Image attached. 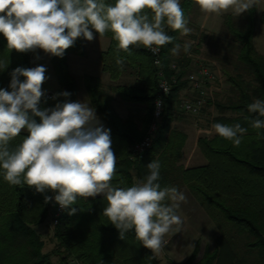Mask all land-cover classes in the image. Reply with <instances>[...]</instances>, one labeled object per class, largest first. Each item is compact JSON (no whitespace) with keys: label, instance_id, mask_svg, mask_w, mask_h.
<instances>
[{"label":"trees","instance_id":"1","mask_svg":"<svg viewBox=\"0 0 264 264\" xmlns=\"http://www.w3.org/2000/svg\"><path fill=\"white\" fill-rule=\"evenodd\" d=\"M105 2L112 4L115 0H105ZM193 2L194 0H180L186 19ZM145 11L151 15L150 10ZM227 16L229 20L224 22L227 31L239 44L236 64L245 68L247 74L251 75L252 83L243 78L229 77V83L234 87L236 96L228 102L212 103L218 115L213 117L211 122L229 126L240 124L247 129V132L243 134L242 142L238 147L218 134L210 139L200 140L202 151L208 157L206 164L186 169L173 165L175 156L172 153L174 152L172 142L177 136H182L170 129L173 104L179 91L186 86L183 77L190 63L187 53L175 58L172 51L175 45H180V31H173L167 27L165 29L172 37V42L160 48L161 68L166 76H175L177 83L165 99L160 126L151 146L140 161L130 160L129 153L132 144L138 141L146 130L151 119L154 99L158 93L157 68L153 64L152 55L145 48L137 46H130L131 54L118 50L112 33L107 32L104 35L109 38L110 43L108 49L100 55L103 70L115 80L127 65L135 69L140 78L141 83L134 87L124 85L116 87L118 95L123 100L145 106L142 127L140 130H133L131 137H123L121 134V130L127 131L128 121L120 119L109 101L103 100L98 81L88 77L85 86L92 106L106 123L107 129L125 141V148L119 155V164H122V169H119V179L122 180L124 187L134 184L132 169L135 170L137 179L142 180L148 174L147 165L151 161H159L161 169L158 183L161 188L178 189V186L185 185L226 224L246 234L245 247L249 252L255 253L257 264H264V128L252 127L255 119H264V117H259L258 113L248 110V105L254 100H264V57L256 52L252 43L256 22L259 21L264 26V8L259 16L255 7L240 16L233 14ZM200 34L201 37L208 36L203 32ZM209 36L208 38L218 42L219 37ZM194 38L199 43V39ZM81 40L82 38H78L72 47L65 50L63 57L49 55L57 81L62 89L70 93L67 97L70 101H76V85L67 71L66 54L82 53ZM189 50L188 48L187 51ZM117 59L122 60L123 64L118 65ZM175 62L178 66L172 70L170 66ZM28 64V54L10 51L6 39L0 34V89H3L4 81L9 80L14 69L29 68ZM23 79L20 77L21 82ZM40 108H50V106L41 99ZM227 112L231 115H224ZM26 135L27 131L23 130L10 142L9 147L14 149ZM180 139L178 150L182 142V138ZM51 193H37L27 185H9L3 178V170L0 169V264H68L67 260L70 257L78 259L82 264H159L151 250L145 248L136 239L133 231L127 232L124 239H120L118 230L109 219L98 213L99 208L93 202L79 197L75 205L64 210L57 226L53 229L55 244L51 253H43L44 242L34 227L44 221L50 203H45L44 196H51ZM258 199L259 205H256L253 200ZM171 202L166 201V203ZM72 207L78 210L75 214L69 215ZM214 242L215 246L212 249L205 246L202 255L197 259L199 244L196 241L189 256L181 264H219L224 246L219 237H215ZM51 255L57 256L55 262L51 261ZM228 264L242 263L231 260Z\"/></svg>","mask_w":264,"mask_h":264},{"label":"clouds","instance_id":"2","mask_svg":"<svg viewBox=\"0 0 264 264\" xmlns=\"http://www.w3.org/2000/svg\"><path fill=\"white\" fill-rule=\"evenodd\" d=\"M195 2L207 15L231 10L240 16L259 0ZM166 27L183 35L191 32L180 0H115L112 4L105 0H0V34L10 51L20 53L39 49L63 57L78 38L92 41L94 34L111 32L118 50L131 54L130 46H137L155 55L172 42ZM180 47L175 45L173 53L178 54ZM189 47L186 43L184 50ZM116 62L123 64L120 59ZM45 73L44 66L17 67L11 73V90L0 89V169L4 180L12 186L27 185L37 193H54L61 209L75 205L78 197L103 196L107 201L103 215L118 230L120 239L134 231L145 248L158 254L167 243L164 237L173 226L178 232L183 223L177 209L185 196L175 187L161 188L159 161H151L148 174L132 186H113L117 155L110 130L100 124L89 104L68 100L66 91L53 96L64 97L63 102L41 109L43 84L48 79ZM162 88L167 93L168 89ZM161 103L157 101V106ZM248 110L264 117V100H254ZM252 127L264 128V119H255ZM23 130L27 135L11 149L10 142ZM213 131L238 147L247 129L240 124L214 123L207 134ZM52 200V196H44L45 203ZM77 210L72 207L69 215Z\"/></svg>","mask_w":264,"mask_h":264},{"label":"rangeland","instance_id":"3","mask_svg":"<svg viewBox=\"0 0 264 264\" xmlns=\"http://www.w3.org/2000/svg\"><path fill=\"white\" fill-rule=\"evenodd\" d=\"M263 8L264 0H259L258 4L255 6L257 16L260 15ZM227 15L229 14H223L221 16L218 31L214 35H212L219 37L218 42L208 38L210 37V34H207L208 36L206 35L207 37L205 38L201 37V34L199 33V35L197 36V39H199V43L194 40V43L191 42L189 44V51L192 53V55L189 56L191 60L186 68V74H190L197 68L200 63H203L204 65H208L211 69L215 70L217 75V78L215 80L209 82V85L212 86V88L209 89L208 92H205L202 108L198 113L194 114L184 110L181 107L180 101L194 100L196 97V95L190 92V90L188 89L187 83L186 86L179 91L176 99V101L179 102L178 112L180 113V115L184 117L185 120L188 121L191 125H196L195 131L190 133V143H194L196 136H198L197 146L199 148V159L194 163L198 162L199 164L202 163V165L208 163V157L202 151V144L200 140L204 138L210 139L216 134L214 131L211 135L207 134L208 131L212 129V118L218 115L217 110L212 103L228 102L230 99L235 98L236 91L234 87L229 83V77H235V79L243 78L245 81L252 83L251 75L247 74L245 68L236 64V56L238 53L239 44L233 40V38L227 31L228 29L226 27V23H224L225 21L229 20ZM237 27L240 28L241 26ZM252 43L256 52L264 57V26L259 21L256 22L254 27ZM27 54L29 56V68L37 66H44L46 68L45 74L48 79L43 84V89H55L57 87L58 81L52 68L49 55L39 49L35 52H27ZM181 54H183L182 46L180 47L178 54H175V58L179 57ZM174 64L176 65V67L178 66L177 62H175ZM186 74L183 79L186 77ZM10 82L11 77L7 82L4 81L2 88L5 90H11L9 87ZM183 89H185V92L183 91ZM176 101L174 102V104L176 103ZM224 115L228 116L231 114L227 112ZM170 129H172L171 125ZM174 131L177 130L175 129ZM177 132L182 136H177L176 138L174 137L175 139L172 142V149L174 151L172 153H174L175 158L177 157L180 150L177 149V146L181 141L180 138H182L181 147L183 146L186 138L182 132ZM238 195L240 194L238 193ZM256 196L257 195H254V197ZM194 198L196 207L191 209L186 205L183 208L184 212L189 211L190 213H188V215H185V213L184 215H179L183 220V223L179 226V231H176L177 226H173V230L164 237V239L167 241L166 245L158 254L153 253L159 264H181L189 256L196 241H198L199 244L197 254L198 259L202 255L205 246H208L210 249L215 246V237L221 238L224 246L219 264H228V262L231 260L239 261L242 264H257V257L255 253L249 252L245 247V242L247 240L246 234L240 233L234 227L226 224L220 218V216H218V214L207 204L203 203L200 198L195 195ZM52 202L53 200L49 203V208L44 221L41 224L35 226L37 229H39V227L42 228V231L45 233L44 236L39 235L44 242V246L42 248L43 253H51L55 244V240L52 237L53 229L47 223L48 214L52 207ZM185 202L186 200L181 201V204H184ZM253 202H256V205H259V199L257 201L253 200ZM50 259L52 262H55L57 260V256L51 255Z\"/></svg>","mask_w":264,"mask_h":264},{"label":"crops","instance_id":"4","mask_svg":"<svg viewBox=\"0 0 264 264\" xmlns=\"http://www.w3.org/2000/svg\"><path fill=\"white\" fill-rule=\"evenodd\" d=\"M233 14L231 10L225 14ZM223 15V14H222ZM222 15H207L201 12L199 6L196 4L195 0L191 9L188 12V27L191 29V32L187 35L179 34L180 45L183 47V53H187V57L191 56L192 53L190 51L184 52V45L194 43L195 38L199 35V33L203 32L205 34L214 35L219 28L221 16ZM95 38L92 41H87L82 38L81 46L82 53L76 54L73 52H68L66 54V66L69 75L74 79L76 85V101L85 102L89 104L90 107L94 109L92 103L90 101L89 95L86 90V79L88 77L95 78L98 81L99 89L102 92L103 100H108L110 106L113 108L114 112L117 116L125 121H128V129L121 130V134L123 137H131V133L133 130L142 127L143 116L145 113L144 104L130 102L123 100L117 93L116 87L120 85L134 87L135 85H139L140 78L137 75L135 69L130 68L129 66H124L123 71L120 76L112 80L109 76V73L102 68V62L100 60L101 53L105 52L108 47L110 40L107 36H99L98 34H94ZM190 58V57H189ZM191 60V59H190ZM209 87V88H208ZM62 88L59 83H57V87L46 88L43 91H54ZM212 86L208 84L206 91L208 92ZM185 89H183L184 91ZM185 92V91H184ZM182 98V97H180ZM179 100V99H178ZM176 103L173 106V115L171 121V128L176 129L177 131L182 132L185 135V142L183 146L180 148L177 157L174 160V167H183L184 169L190 168L193 166L202 165L198 162L194 163L199 159V151L197 146V138L196 136L194 143H190L191 141V132L195 131V124H190L185 120L184 117L180 115L178 112V104ZM95 110V109H94ZM96 116L103 125L104 128L107 129L106 123L100 117V115L95 111ZM127 134V135H125ZM111 140H112V148L117 155V166H116V174L113 178L112 184L115 187H124L122 180L119 179V169H122V164H119V155L123 152L125 148V141L123 138H119L118 135H114L110 132ZM121 163V162H120ZM194 163V164H193ZM133 175L134 183L138 181L135 170L131 171ZM178 191L185 196L186 204H181L179 201V208L177 209L178 215H188L189 211L184 212V207L187 205L191 209L195 206V198L194 194H192L189 189L185 185L178 186ZM85 201L93 202V204L99 208L98 213L103 214V209L107 207V201L103 196H97L95 198L89 197L88 199L83 198ZM99 200V201H96ZM102 203V205H101ZM172 203V202H171ZM187 207V209H188ZM183 209V210H182ZM35 231L44 236L45 233L42 231L43 229L39 227L37 229L34 228ZM53 237V236H52ZM54 239V237H53ZM43 240V239H42Z\"/></svg>","mask_w":264,"mask_h":264},{"label":"built area","instance_id":"5","mask_svg":"<svg viewBox=\"0 0 264 264\" xmlns=\"http://www.w3.org/2000/svg\"><path fill=\"white\" fill-rule=\"evenodd\" d=\"M148 52L152 55L153 64L157 68L156 75H157L158 93L154 99L151 119L146 127L143 136L138 141L134 142L130 147L129 159L135 162L140 161L144 153L151 146L152 140L154 139L155 134L162 120V116L165 108V99L169 96L172 88L177 83V78L175 76H170V77L166 76L163 69L161 68L160 50L155 55H153L150 51ZM170 68L172 70H175L176 65L171 64ZM216 78L217 75L215 70L211 69L208 65H204L203 63H200L193 72H191L184 78L187 83L188 89L190 90V92L195 94L196 97L194 100L180 101L181 107L188 112L194 114L198 113L204 103L203 97L206 92V86L209 84V82H212ZM162 86L168 89L167 93L164 92ZM62 92H65V90L62 88L54 91H44L45 95L44 97H42V99L50 106V108H53L55 107L56 103L63 102L65 100V98L62 96H58L56 99H53V96ZM157 101H162L159 107L157 106ZM52 197H53V202H52V207L48 214L47 223L52 229H54L57 226L59 219L63 215L65 209H61V207L55 203L54 193H52ZM67 261L68 264H82V262H80L78 259L74 257L68 258Z\"/></svg>","mask_w":264,"mask_h":264}]
</instances>
